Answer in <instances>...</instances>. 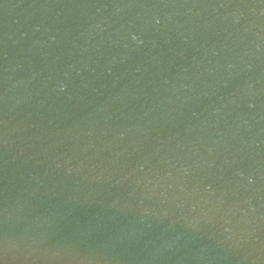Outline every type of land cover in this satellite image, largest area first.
<instances>
[{"label": "water", "instance_id": "obj_1", "mask_svg": "<svg viewBox=\"0 0 264 264\" xmlns=\"http://www.w3.org/2000/svg\"><path fill=\"white\" fill-rule=\"evenodd\" d=\"M0 264H264V0H0Z\"/></svg>", "mask_w": 264, "mask_h": 264}]
</instances>
